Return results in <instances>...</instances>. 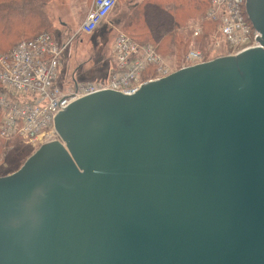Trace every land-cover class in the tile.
Here are the masks:
<instances>
[{
    "label": "water",
    "instance_id": "water-1",
    "mask_svg": "<svg viewBox=\"0 0 264 264\" xmlns=\"http://www.w3.org/2000/svg\"><path fill=\"white\" fill-rule=\"evenodd\" d=\"M260 47L60 112L58 140L0 177V264H264Z\"/></svg>",
    "mask_w": 264,
    "mask_h": 264
},
{
    "label": "built area",
    "instance_id": "built-area-1",
    "mask_svg": "<svg viewBox=\"0 0 264 264\" xmlns=\"http://www.w3.org/2000/svg\"><path fill=\"white\" fill-rule=\"evenodd\" d=\"M245 3L246 0H212L206 20L216 25L223 41L215 42L208 52L190 49L186 57L188 62L195 65L221 55H236L260 47L256 40L260 34L245 17ZM117 4V0H93V7L79 33L91 35ZM201 35L202 29L197 27L193 36ZM66 48H60L50 34L42 33L18 43L9 54H0V83L4 88L0 92L2 140L29 144L42 139L58 140L54 120L71 103L103 90L132 95L145 82L159 80L172 73L169 66L162 64L154 47L138 45L128 36L119 34L113 49L116 69L109 82L76 84L65 93L58 86V72ZM209 55L214 57L208 58ZM149 69H152L151 76L159 77L143 81L142 76Z\"/></svg>",
    "mask_w": 264,
    "mask_h": 264
},
{
    "label": "rangeland",
    "instance_id": "rangeland-1",
    "mask_svg": "<svg viewBox=\"0 0 264 264\" xmlns=\"http://www.w3.org/2000/svg\"><path fill=\"white\" fill-rule=\"evenodd\" d=\"M141 1L142 0H128L125 3L121 4L123 5L122 7H120L121 11L120 8H117V4L108 18L96 29L97 31L95 30L96 32L94 31L95 33L93 32L91 35L79 33V28L87 18L88 10L90 8L92 0H50L49 3L44 6V9L47 12L54 27L53 32L55 34V38H53L60 48L64 49V47L67 46L61 56L58 72V85L62 90L68 91V89L72 85H74V82L78 84L106 83V80L109 79L111 72L110 69L112 67V62L114 59V44L120 30H117L116 27H113L110 24L117 18L115 17L116 8L121 12V16L117 18V21H120L122 16L125 15L124 17H126V15L129 14L133 10V8ZM188 22V25L182 31L187 35L188 33L192 34V37L194 39L198 38L196 39V41L191 42L189 50L194 48L202 50L203 52H208L209 48L213 47L215 42L222 43L223 38L218 35L216 25L214 31L210 30V32L208 33L209 36L206 37L207 30L204 31V27L208 25L207 23L211 22L206 20L205 15L195 17ZM197 27H200L202 29V34H204V36L201 35V38L193 36V33ZM120 31L122 32V34L126 35V32L122 30ZM128 37L132 42L137 43L138 45H151L152 47H154L152 44H140L136 41H133L130 36ZM158 54L162 59V64L167 67L169 66L172 72L184 67L192 66L193 64L188 62L187 59H185L184 61L183 57V61H181L182 63L180 62L178 64L174 57L170 55H162L160 53ZM222 56L227 55H221V57ZM186 57L187 55L185 56V58ZM213 57V55L208 56V58ZM151 74L152 73L148 74V77L145 78V81L159 77L157 75L151 76ZM71 76H73V78ZM55 139L56 138H54L53 140L42 139L41 141L34 144H29L17 140L16 144L18 145L8 148L9 153L7 152V155L18 156L19 154H21L20 159L24 164L25 161L36 151H38L42 145L50 143L52 141H56ZM7 142L8 141H5V143ZM13 142L16 141H11L10 143ZM4 160L5 161L1 163V168L5 173L4 175L7 176L12 174L10 166L11 163L7 161L9 159ZM22 166L21 164H19L17 166V170H12H15L14 172H16Z\"/></svg>",
    "mask_w": 264,
    "mask_h": 264
},
{
    "label": "trees",
    "instance_id": "trees-1",
    "mask_svg": "<svg viewBox=\"0 0 264 264\" xmlns=\"http://www.w3.org/2000/svg\"><path fill=\"white\" fill-rule=\"evenodd\" d=\"M49 1L0 0V54H8L18 43L33 39L42 33H48L55 38L52 21L44 9ZM118 1L123 4L128 0ZM211 2L212 0H142L126 17L121 30L133 41L152 44L158 53L174 57L179 64L183 61L182 57L185 61L191 42L198 39L182 30L189 20L201 15L206 16ZM244 14L250 22L245 8ZM207 24L203 26L204 31L207 30L206 37L209 36L210 30L215 29V24ZM149 73H152V69L145 72L142 78L145 80ZM3 91L0 83V92ZM16 143L17 141L5 143L0 138V177L5 176L1 168L4 159H9L7 161L11 163V173L18 169L19 164L23 165L21 154L7 155L8 148L18 145Z\"/></svg>",
    "mask_w": 264,
    "mask_h": 264
},
{
    "label": "crops",
    "instance_id": "crops-1",
    "mask_svg": "<svg viewBox=\"0 0 264 264\" xmlns=\"http://www.w3.org/2000/svg\"><path fill=\"white\" fill-rule=\"evenodd\" d=\"M118 1V0H117ZM123 5H121L119 2H118V7L117 8H120V7H122ZM92 7H93V0H92V2H91V5H90V8H89V10H88V14H89V12H90V10L92 9ZM116 8V16L115 17H117V18H119L120 16H121V8H120V11L118 10ZM129 14H127L126 15V17L128 16ZM88 16V15H87ZM125 16V15H124ZM124 16H122V18L120 19V21H117L118 19L116 18V20H114V21H112L110 24H111V26H113V27H116V29L117 30H121V26H122V24H123V22L125 21V19H126V17H124ZM83 24V23H82ZM81 24V25H82ZM81 27V26H80ZM80 29V28H79ZM119 30V33H118V36H119V34H122V32ZM78 32V31H77ZM15 47V46H14ZM13 50V49H12ZM11 50V51H12ZM9 54V53H8ZM115 69H116V62H115V60L113 59V62H112V67H111V72H110V76H109V79L108 80H106V83L105 84H107L108 82H109V80H110V77H111V75L115 72ZM72 78H73V76H71ZM76 84H78V83H76V82H74V85H72L69 89H68V91H64V90H62L60 87V89L63 91V92H65V93H67V92H70L74 87H75V85ZM102 84V83H101ZM59 86V85H58Z\"/></svg>",
    "mask_w": 264,
    "mask_h": 264
},
{
    "label": "bare ground",
    "instance_id": "bare-ground-1",
    "mask_svg": "<svg viewBox=\"0 0 264 264\" xmlns=\"http://www.w3.org/2000/svg\"><path fill=\"white\" fill-rule=\"evenodd\" d=\"M174 72H175V71H173L172 73H174ZM172 73H171V74H172ZM171 74H170V75H171ZM81 84H86V83H81ZM94 84H101V83H94ZM75 86H76V85H75ZM74 88H75V87H74ZM71 104H72V103H71ZM69 106H70V105H69Z\"/></svg>",
    "mask_w": 264,
    "mask_h": 264
},
{
    "label": "flooded vegetation",
    "instance_id": "flooded-vegetation-1",
    "mask_svg": "<svg viewBox=\"0 0 264 264\" xmlns=\"http://www.w3.org/2000/svg\"><path fill=\"white\" fill-rule=\"evenodd\" d=\"M96 31H97V30H96ZM96 31H95V32H96ZM95 32H94V33H95Z\"/></svg>",
    "mask_w": 264,
    "mask_h": 264
}]
</instances>
